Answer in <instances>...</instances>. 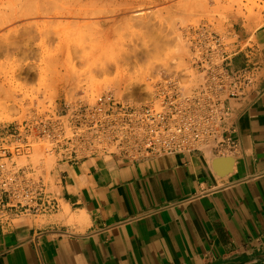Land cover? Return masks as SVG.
<instances>
[{
	"label": "crops",
	"instance_id": "crops-1",
	"mask_svg": "<svg viewBox=\"0 0 264 264\" xmlns=\"http://www.w3.org/2000/svg\"><path fill=\"white\" fill-rule=\"evenodd\" d=\"M235 38L220 144L57 161L36 212H0V264H264V22Z\"/></svg>",
	"mask_w": 264,
	"mask_h": 264
},
{
	"label": "rangeland",
	"instance_id": "rangeland-1",
	"mask_svg": "<svg viewBox=\"0 0 264 264\" xmlns=\"http://www.w3.org/2000/svg\"><path fill=\"white\" fill-rule=\"evenodd\" d=\"M263 22L264 0H0V133L106 92L146 102L160 73L188 67L197 33L235 36ZM46 150L36 146L32 163L52 185Z\"/></svg>",
	"mask_w": 264,
	"mask_h": 264
},
{
	"label": "built area",
	"instance_id": "built-area-1",
	"mask_svg": "<svg viewBox=\"0 0 264 264\" xmlns=\"http://www.w3.org/2000/svg\"><path fill=\"white\" fill-rule=\"evenodd\" d=\"M239 44L234 35L201 31L193 39L188 67L160 73L150 100L129 102L106 92L92 103H64L18 131H2L0 212H36L51 191L41 165L32 163L35 147L43 143L56 162L108 156L136 160L216 147L227 117L225 100L248 83L245 69L229 72L225 65ZM17 158L24 163L18 165Z\"/></svg>",
	"mask_w": 264,
	"mask_h": 264
},
{
	"label": "bare ground",
	"instance_id": "bare-ground-1",
	"mask_svg": "<svg viewBox=\"0 0 264 264\" xmlns=\"http://www.w3.org/2000/svg\"><path fill=\"white\" fill-rule=\"evenodd\" d=\"M92 1H94V3H95V0H92ZM86 2H87V0H86ZM90 2H91V1H90ZM112 2H113V1H112ZM127 2H128V1H127ZM116 3H117V2H116ZM124 3H125V2H124ZM254 3H255V2H254ZM96 4H97V2H96ZM113 7H114V6H113ZM115 8H116V7H115ZM128 8H129V7H128ZM68 9H69V8H68ZM82 9H83V8H82ZM248 9H249V8H248ZM250 9H251V8H250ZM65 10H66V8H65ZM69 10H70V12H71V9H69ZM69 10H68V11H69ZM80 10H81V9H80ZM83 10H84V9H83ZM83 10H82V12H84L86 9H85L84 11H83ZM63 11H64V10H63ZM75 11H76V10H75ZM75 11H72V13H74ZM77 11H78V10H77ZM77 11H76V12H77ZM114 11H115V10H114ZM62 13H63V12H62ZM65 13H66V12H65ZM67 13H68V12H67ZM67 13H66V14H67ZM72 13H71V15H72ZM18 14H19V13H18ZM21 14H22V13H21ZM69 14H70V13H69ZM81 14H82V13H81ZM26 15H27V14H26ZM78 15H79V13H78ZM85 15H86V14H85ZM22 16H23V14H22ZM13 20H14V19H13ZM13 20L11 19V20H8V21H6V22L13 21ZM15 20H16V19H15ZM112 20H113V19H112ZM6 22H5L4 24H6ZM112 22H113V21H112ZM114 22H115V21H114ZM4 24H3V25H4ZM85 25H86V24H85Z\"/></svg>",
	"mask_w": 264,
	"mask_h": 264
}]
</instances>
